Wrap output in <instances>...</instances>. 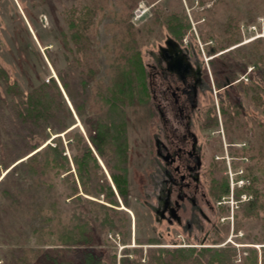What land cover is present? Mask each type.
I'll return each instance as SVG.
<instances>
[{"label":"rangeland","instance_id":"374dc122","mask_svg":"<svg viewBox=\"0 0 264 264\" xmlns=\"http://www.w3.org/2000/svg\"><path fill=\"white\" fill-rule=\"evenodd\" d=\"M86 3L97 4L99 9L93 15L87 51L81 57L82 53H78L74 46L75 40L69 38L66 11L76 10L74 17H78L77 13ZM177 20L185 24L181 48L200 64L204 74L198 108L193 114L194 127L206 119L208 109L213 105L217 108L219 100L239 103L243 114L239 120L246 121L250 127L249 134L243 139L233 136L228 140L223 135V123L216 109L218 124L215 130L208 128L200 133L205 150L208 151L211 146L210 153L218 145V138L221 139L222 150L216 149V152L218 156H224L226 162L224 173L228 177L229 192L217 198L209 194L213 209L204 208L209 220H201L202 228L198 231H188L182 225L169 226L154 212L161 173L152 153L157 119L151 100L144 103L134 100L123 107L127 137V204L116 192L103 161L89 139L95 131L96 119L107 114V103L102 104L99 96L105 93L106 86L116 73L115 57L129 56L134 44L147 69V65L153 62V54H157L158 46L163 45L167 37L172 39L174 36L169 25ZM64 33L68 35L70 50L64 44ZM210 47L215 48L213 54L207 50ZM214 59L220 61L215 63ZM221 60L229 65L230 86L217 85L224 77L218 73ZM0 65L24 91L50 77L55 78L61 88L57 76L59 70L71 81L79 103L82 94H88L82 117L74 112L65 96L72 117L67 120V129L59 133L51 132L47 141L60 135L64 153L70 160L75 147H68L69 139L65 132L81 133L100 166L98 174L106 176L118 202L113 205L104 201L102 194L93 197L82 193L76 175V195L81 198L74 201L67 197L69 182L66 184L56 179V185L51 189L35 185L26 193L25 203L19 209L8 213V210L0 208V264H18L15 256L21 255L23 249L32 259L24 264H63L68 261L83 264L82 254L89 251L108 264L115 254V262L120 264L122 256L133 260L135 254H141L140 261H147V254L162 253L159 251L161 248L227 246L236 248L235 264L248 256L249 249H253L250 254L256 256V264H263L264 204L259 205L255 214L244 212L242 202L250 196L242 193L237 199L234 192L246 180L239 174L241 166L232 167V158L226 148L230 143L235 148H244L253 137L258 141L264 134V126L255 125V122L264 123V0H0ZM254 83L259 84L258 95L261 98L258 102L240 90L242 84ZM19 160L17 158L16 162ZM241 161L246 160L241 158ZM5 171L0 168V178ZM210 180L211 177L206 176L208 188ZM261 190L264 196V185H261ZM54 199L57 201L54 211L57 221L53 226H58V230L51 235L45 233L47 242L42 243L39 231L44 224L45 209L50 208ZM95 201L114 208L116 225H108L101 232L98 230L95 218L102 219L103 216L97 213L102 209ZM78 217L83 218L87 227L75 222ZM121 217L125 219L121 220ZM70 222L75 228V233L69 235L71 239L63 231L68 229ZM63 236H67L66 240ZM159 236V242L147 241ZM135 249L139 250L136 252ZM47 258L51 261L47 262Z\"/></svg>","mask_w":264,"mask_h":264},{"label":"trees","instance_id":"16d2710c","mask_svg":"<svg viewBox=\"0 0 264 264\" xmlns=\"http://www.w3.org/2000/svg\"><path fill=\"white\" fill-rule=\"evenodd\" d=\"M98 9L97 4L90 5V3H86L77 13L78 17H74L76 10L66 11L69 17V38L75 40L74 44H76L74 46L78 53H82L81 57L87 51L86 44L90 37L89 27L94 22L93 15L97 13ZM169 27L173 32L172 35H174L172 39L181 44L185 28L183 21L177 20L175 24L170 22ZM67 37L68 35L64 33V44L67 50H70ZM214 49L210 47L207 50L210 54H213ZM213 61L216 63V61L220 60L214 59ZM224 61L221 60V70L218 71L220 77L221 74L224 77L217 82L218 86L231 85L229 65L224 63ZM115 65L116 73L112 74L110 83L105 88V93L103 92V95L99 96L102 104L107 103V114L96 119L94 122L95 131L90 134L89 139L96 154L103 161L116 192L123 202L127 204V137L123 107L134 100H139L142 103L150 102L151 95L148 85V70L139 49L134 44L129 56L125 58L122 55L121 57H115ZM57 76L62 90L73 106L74 112L79 117H82L84 113L83 105L89 99L88 94L84 92V95L82 94L80 97L82 99L79 103L71 88V81L69 82L66 75L61 74L59 70ZM81 82L83 83V79ZM258 85V83L242 84L240 90L244 95L252 98L254 102H258L261 98L258 95ZM84 87L85 89L87 88L86 83ZM61 88L56 79L50 77L47 81H41L29 90L24 91L16 80L10 79L6 69L0 65V168L6 170L0 178V208H3V211L8 210L9 213L11 210L19 209L25 203L26 193L30 192L35 185L51 189L56 185V179L66 184L69 182L70 192L67 197L70 200L80 199V195H76L78 193V185L75 175L82 193L93 197L102 194L104 201L113 205L118 203L106 176L98 174L100 166L92 149L81 133L72 134L70 131L65 132V136L69 139L68 147L70 149H73V145L75 147L70 160L64 153L60 135H55L50 141H47L51 132L59 133L67 129V120L72 117ZM216 109L219 111L224 127V135L228 140H231L233 136L243 139L249 134L250 127L247 122L239 120L243 117V114L241 105L236 102L227 103L219 100L217 108L213 105L208 109L205 116L206 119L204 118V126L208 127L218 124ZM255 125L264 126V123L255 122ZM253 138V140L248 142L247 147L235 148L229 145L227 149L229 156L232 158V167L238 168L241 166L239 174L246 180L244 184L236 188L234 196L239 199L242 193L248 194L250 197L242 202V207L244 208L242 209L246 213L248 211L255 214L259 205L264 204V196L261 192V185H264V134L260 136L258 141L255 137ZM218 142V145L212 149L211 162L207 171V176L211 177L209 194L214 198L229 192L228 177L224 173L226 170L225 159L216 160L213 157L216 149L222 150L220 137ZM242 157L246 161H241ZM17 158H20V160L16 162ZM70 162H72L73 168ZM89 201L93 202V200ZM56 203L55 199L52 200L50 208L45 209L44 224L39 231L42 243L47 242L45 233L51 235L58 230V226H53L57 221L56 214H54ZM95 203L102 209V212L98 210L99 212L97 213L103 216L102 219L95 218V221H98V230L101 232L108 225H116L117 213L114 208L100 202L95 201ZM120 219L124 220L125 218L121 217ZM75 222L87 227L86 222L81 217L75 219ZM76 226L79 227L77 224ZM235 227L237 228L238 226L236 225ZM63 231L71 239L69 235H72V232L75 233V228L70 222L68 229L65 228ZM67 236H63L65 240ZM160 240L157 237L147 241L159 242ZM138 250L135 249L136 252ZM249 250H247L248 256L237 264H247V262L256 264V256L250 254L253 249ZM159 251L162 253L157 255L154 253L147 254V261H140L141 254L134 253L133 260L129 259L128 256H122L119 263L164 264L166 262V264H173L180 262L187 264L188 262L189 264H235L233 258L236 248L230 246L218 248L202 247L198 249L196 247L161 248ZM40 252L42 253L43 251ZM193 253L196 254L195 257H193ZM114 255L111 257L110 264H116ZM12 258H14V255H12ZM15 259H18V264H24L28 260H32L29 259L28 251L25 249H23L21 255H16ZM46 261L49 262L51 259L47 258ZM81 261L83 264H108L102 257L92 251L82 254ZM262 262L264 264V246L262 249ZM63 264H72V262L68 261Z\"/></svg>","mask_w":264,"mask_h":264},{"label":"flooded vegetation","instance_id":"af4514ba","mask_svg":"<svg viewBox=\"0 0 264 264\" xmlns=\"http://www.w3.org/2000/svg\"><path fill=\"white\" fill-rule=\"evenodd\" d=\"M168 39L158 46L153 62L147 65L150 100L157 119L152 153L161 173L154 212L169 226L198 231L201 220H209L204 208L213 209L205 182L211 146L206 151L199 135L208 128L215 130L216 125L206 127L203 121L194 127L193 114L198 108L204 74L179 42ZM220 158L224 156L215 152L214 159Z\"/></svg>","mask_w":264,"mask_h":264},{"label":"water","instance_id":"95a60500","mask_svg":"<svg viewBox=\"0 0 264 264\" xmlns=\"http://www.w3.org/2000/svg\"><path fill=\"white\" fill-rule=\"evenodd\" d=\"M169 40H170V39H168L167 42H169ZM171 40H172V39H171ZM64 96H66V95H64ZM69 105H70V103H69Z\"/></svg>","mask_w":264,"mask_h":264}]
</instances>
